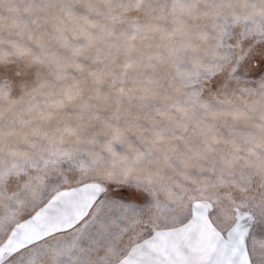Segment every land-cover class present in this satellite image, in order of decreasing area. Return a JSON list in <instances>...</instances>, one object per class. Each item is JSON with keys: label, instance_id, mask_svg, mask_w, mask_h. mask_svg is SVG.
Here are the masks:
<instances>
[{"label": "snow or ice", "instance_id": "obj_1", "mask_svg": "<svg viewBox=\"0 0 264 264\" xmlns=\"http://www.w3.org/2000/svg\"><path fill=\"white\" fill-rule=\"evenodd\" d=\"M0 264H264V0H0Z\"/></svg>", "mask_w": 264, "mask_h": 264}]
</instances>
